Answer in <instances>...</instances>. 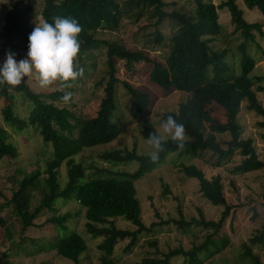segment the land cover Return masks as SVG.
Returning a JSON list of instances; mask_svg holds the SVG:
<instances>
[{"label":"trees","instance_id":"1","mask_svg":"<svg viewBox=\"0 0 264 264\" xmlns=\"http://www.w3.org/2000/svg\"><path fill=\"white\" fill-rule=\"evenodd\" d=\"M40 11L35 9L37 0H16L5 11L4 24L0 36L2 39L0 57L6 56L11 50L20 60L21 53L28 52V36L35 28L33 21L40 15L42 22H52L54 16L75 18L82 26L79 36L81 41L78 60L85 53L106 45V78L104 96L101 98L96 115L78 118L67 107L54 104L62 101L63 91L54 90L46 94L33 91L29 85L22 82L16 88L6 84L0 85V92L8 96V92L22 94L32 107L26 117L20 118L14 114L12 106L6 105L2 111L3 120L16 130H22L27 125L33 126L45 143H51V158L46 161L45 177L40 178L36 171L22 178L12 191L8 200L12 211L20 220L22 231L35 226V218L44 211H54V203L58 199H70L80 203L85 213L84 228L93 238H100L98 248L101 251L99 264H116L114 250L118 241L127 239L125 251L129 252L143 234L153 231L152 222L146 226L142 220V208L137 197L135 181L155 169L169 153L177 156L199 157L208 151L216 160L214 166H222L229 161L235 150L242 159L231 169L232 173L243 174L264 167V161L252 145V139L241 138V130L236 118L238 107L246 101L247 109L261 116L258 122L264 129V106L258 100L256 91H263L264 75L254 73L255 58L248 52V43L253 40L254 33L264 37L261 23L245 19L243 10L236 0H222L214 5L211 0H190L192 6L187 10L175 9L171 12L164 10L163 0H42ZM248 9H258L264 17V0H242ZM226 8L234 25V31L241 38L236 52L229 54L228 49L213 48L214 38L220 34L221 25L218 21V9ZM130 12L133 21L143 16L156 18L159 24L164 17H169L174 31L167 40L156 33L154 41L164 51L163 59L151 58L148 50L127 47L117 41L100 40L95 33L100 30H115L120 25L122 17ZM156 51L158 49H151ZM116 60H124L125 68L131 71L136 63L151 66L148 76L155 85L166 91L177 90L190 93L203 86L204 92L210 99L225 110L226 121L216 122L206 129L204 120L199 113L196 98L188 97L179 103L175 111H167L163 117L173 115L185 125L188 141L183 150L170 139L165 144V151L160 153L159 161L152 163L148 153L138 154L135 150H109L101 153V158L112 163H128L136 161L137 168L132 172H121L112 176L88 177L87 166L76 162L74 156L84 148L106 145L112 142L120 133L119 127L113 122V112L116 105L117 84L130 96L133 103V117L139 119L150 104L147 92L134 87L127 80L118 77ZM80 64V63H79ZM2 66V64H0ZM82 66V65H81ZM237 68V72H236ZM258 84L253 89L255 84ZM50 99V101H46ZM158 129L148 119L140 124V134L147 140L149 133ZM229 133L230 139L223 148L216 139V134ZM7 130L0 124V163L5 157H16L17 147L8 139ZM264 138V133L262 134ZM65 161L67 165V180L62 187L59 181V168ZM97 171L95 164L89 165ZM180 170L185 177L194 178L198 182L201 196L215 206H222L218 220H207L202 216L191 217L188 220L180 217L175 220L178 229L186 233L191 226L211 229L217 233L225 219L229 216V205L223 194V185L219 174L207 178L194 163L181 164ZM168 192V186L163 187ZM37 192V203L32 207L33 192ZM70 214L52 215L47 222L52 223L58 234L50 241L39 247V250H55L58 256L73 262H78L80 255L87 250L86 240L75 230L66 232V221ZM127 221L136 229L130 230L116 226L117 220ZM169 223V221H159ZM62 233V234H61ZM209 236L207 239H210ZM211 240V239H210ZM209 242V241H208ZM218 242V241H217ZM216 242V243H217ZM229 243V238L223 236L219 243L209 252V255L219 253ZM264 243V226L257 231L249 243L243 245L244 264H264L260 257L253 252V245ZM151 247L157 246V241H148ZM207 250L206 243L194 245L188 250L180 247L170 249L161 257L144 258L140 264H172L170 258L183 256L182 264H201L199 254Z\"/></svg>","mask_w":264,"mask_h":264},{"label":"rangeland","instance_id":"2","mask_svg":"<svg viewBox=\"0 0 264 264\" xmlns=\"http://www.w3.org/2000/svg\"><path fill=\"white\" fill-rule=\"evenodd\" d=\"M16 0H0V32L4 24L5 11ZM119 2L126 0H117ZM164 10L171 12L175 9L187 10L192 6L190 0H163ZM214 5L222 0H211ZM243 10L246 20L259 22L264 29V17L258 9H248L242 0H236ZM42 0H37L35 9L40 11ZM218 21L221 25L218 34L211 45L213 48L228 49L229 54L236 52V47L241 38L238 32L234 31L230 15L226 8L218 9ZM156 18L149 19L143 16L138 21H133V16L127 12L121 19L120 25L115 30H100L95 33L100 40L117 41L124 43L127 47H141L148 50L151 58L163 59L164 51L154 41V36L158 32L165 40L174 31L169 17L159 23H155ZM42 23L40 15L31 25L34 27ZM2 39L0 36V47ZM158 49L153 51L151 49ZM248 52L255 58L254 73L264 75V37L254 33V38L248 43ZM106 45L101 42L99 47L90 50L83 55L78 62L84 68L83 78L72 83L70 91L73 94L70 103L54 101L59 107L64 106L71 110L76 117H93L99 107L101 98L104 96V82L106 74ZM6 56L0 57V64H3ZM27 53H21L20 59L26 58ZM118 77L120 80H127L134 87L145 91L150 96V104L144 110L139 119L133 117V103L122 87L117 84L116 105L113 114V122L120 129L119 135L106 145L84 148L74 156L76 162H82L87 166V176H112L121 172H132L137 168L136 161L128 163L107 162L101 158V153L109 150H135L136 153L147 154L150 151L145 139L140 134V124L144 119H148L159 130L160 124L164 121L163 115L167 111H175L180 102L188 97H194L199 106V113L204 120L206 129L213 123L225 122L226 115L222 106L210 99L204 92V87H198L190 93L171 90L166 91L149 80V70L151 66L145 63H136L131 71L125 68L124 60H116ZM237 72V68H236ZM29 87L39 93L46 94L54 90H61L59 82L48 88L39 87L34 78H24ZM257 83L253 89L256 91ZM264 86V82L262 83ZM1 89V87H0ZM62 91V90H61ZM256 96L264 106V90L256 91ZM50 101V99H46ZM12 106L14 114L20 118L26 117L32 107L31 102L22 94L12 91L8 96L0 92V124L7 130L8 139L17 147L16 157H5L0 163V264H99L101 251L98 248L100 238H93L84 228V209L75 198L67 200L58 199L54 203V211H44L39 214L34 222L35 226L22 231L18 217L12 211L8 200L12 191L17 187V183L24 177L40 173V178L45 177L46 161L51 158V143L42 141L41 134L31 125H27L22 130H16L3 120L2 111L6 105ZM241 138L252 139V145L258 158L264 161V129L258 122L261 116L247 109L246 101H242L238 107L236 115ZM217 141L223 148L227 147L230 139L229 133L216 134ZM242 159L238 150H235L230 160L222 166H214L216 160L210 152L205 151L199 157L177 156L175 152L169 153L165 160L155 169L135 181L137 197L142 208V220L146 226H151L152 222L161 223L154 225L153 231L143 234L138 243L129 251H125L127 239L118 241L114 250V260L116 264H140L147 257H161L170 249L180 247L188 250L194 245L206 243L207 250H202L199 257L201 264H244L243 244L249 243V239L262 230L264 226V167L251 172L237 174L231 169ZM194 163L204 172L207 178L219 174L223 185V194L231 210L225 219L223 226L217 233L211 229L191 226L186 233L178 229L175 220L183 217L188 220L191 217L202 216L207 220H218L221 216L222 206H215L204 199L198 191V182L194 178H188L180 170L181 164ZM95 164L97 171L89 165ZM67 165L65 161L59 168V181L63 187L67 180ZM168 186V192H164L163 187ZM31 206L37 203V192L32 194ZM69 213L70 217L66 221L67 230H75L87 242V250L83 252L78 262L70 261L58 256L55 250H39L41 245L52 240L57 234V228L47 219L52 215H63ZM159 221H169L162 223ZM116 226L130 230L136 229L133 224L117 220ZM62 234V233H61ZM212 236L210 239H207ZM226 236L229 243L219 253L209 255V252L219 243V239ZM156 240L157 246L151 247L148 241ZM209 241V242H208ZM218 241V242H217ZM217 242V243H216ZM252 250L264 263V243L253 245ZM183 256L178 255L170 258L172 264H182Z\"/></svg>","mask_w":264,"mask_h":264},{"label":"clouds","instance_id":"3","mask_svg":"<svg viewBox=\"0 0 264 264\" xmlns=\"http://www.w3.org/2000/svg\"><path fill=\"white\" fill-rule=\"evenodd\" d=\"M82 26L75 18L54 16L52 22L38 23L28 36L27 57L17 60L16 54L9 50L0 66V85L18 87L24 78H34L41 88H48L59 82L63 91L62 101L71 102L73 94L66 91L72 83L83 78L84 68L78 62ZM171 140L183 150L188 136L185 125L173 115H168L160 124V129L151 132L147 138L148 153L152 163L159 161L165 144Z\"/></svg>","mask_w":264,"mask_h":264}]
</instances>
